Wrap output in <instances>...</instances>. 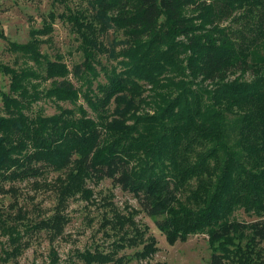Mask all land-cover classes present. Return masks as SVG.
<instances>
[{"label":"trees","instance_id":"1","mask_svg":"<svg viewBox=\"0 0 264 264\" xmlns=\"http://www.w3.org/2000/svg\"><path fill=\"white\" fill-rule=\"evenodd\" d=\"M79 1L84 6L48 11L27 40L9 42L21 63L0 62L9 79L0 88V191L56 173L51 215L31 221L20 207L0 214L1 258L14 260L42 231L46 264H76L54 247L68 199L90 198L88 182L109 178L167 240L206 232L209 264H263L264 0ZM57 17L78 41L81 59L71 67L41 50ZM109 29L121 37L116 51L104 41ZM41 100L56 111L34 109ZM239 207L256 218L236 219ZM139 231L114 249L144 243L135 256L151 254L155 239ZM115 253L75 257L125 264Z\"/></svg>","mask_w":264,"mask_h":264},{"label":"rangeland","instance_id":"2","mask_svg":"<svg viewBox=\"0 0 264 264\" xmlns=\"http://www.w3.org/2000/svg\"><path fill=\"white\" fill-rule=\"evenodd\" d=\"M82 6L84 4L79 0H0V62L11 66H17L16 63L22 62V58L16 59V55L8 50L9 42L27 40L30 28L40 27L42 18L46 17L48 11L55 9L56 13L60 14L66 12L68 7L75 9ZM53 27L48 41L42 45L41 50L48 53L51 58H54L55 53H60L71 67L74 62L81 59L75 34L71 31L69 23L60 17L55 19ZM120 40L121 37L111 29L104 37L108 48L114 51L120 47ZM239 73L240 71L234 72L231 78ZM243 77L251 79V71H247ZM99 79H103L101 75ZM8 83V77L0 72V88L6 89ZM76 84H79V81ZM58 103L64 105L62 102ZM55 105L53 101L41 100L33 106L44 114H51L56 111ZM55 175L56 173L50 172L39 184L31 181L18 182L14 193L0 191V214L6 218L8 214L16 213V209L20 207L26 211L31 221L51 215L56 203L52 188ZM88 184L91 189L90 198H83L80 195L70 197L64 210L67 220L62 234L54 242L62 261L74 260L76 264H85L75 257L77 251L98 249L108 253L116 249L117 256L124 254L128 257L125 264H209L212 249L206 232L190 233L184 239L177 238L171 242L156 227L155 219L140 209L130 192L121 189L109 178L97 182L89 181ZM233 215L241 221L256 218L241 207L235 209ZM136 229L140 230L137 233L139 237L155 239L156 249L151 254L142 258L135 256L136 247L140 249L144 243L114 249L115 241L118 242L124 236H135ZM6 238L7 236L2 235L0 231V264H46L49 242L45 232L37 234L31 245L14 260L1 258ZM258 248L264 262V242L258 245Z\"/></svg>","mask_w":264,"mask_h":264}]
</instances>
